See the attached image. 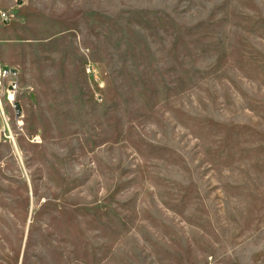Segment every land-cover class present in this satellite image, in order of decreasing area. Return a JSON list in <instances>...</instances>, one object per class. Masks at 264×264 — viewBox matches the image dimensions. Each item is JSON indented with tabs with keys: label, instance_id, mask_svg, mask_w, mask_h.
<instances>
[{
	"label": "rangeland",
	"instance_id": "obj_1",
	"mask_svg": "<svg viewBox=\"0 0 264 264\" xmlns=\"http://www.w3.org/2000/svg\"><path fill=\"white\" fill-rule=\"evenodd\" d=\"M0 65V264H264V0H0Z\"/></svg>",
	"mask_w": 264,
	"mask_h": 264
},
{
	"label": "built area",
	"instance_id": "obj_2",
	"mask_svg": "<svg viewBox=\"0 0 264 264\" xmlns=\"http://www.w3.org/2000/svg\"><path fill=\"white\" fill-rule=\"evenodd\" d=\"M3 18L5 21H8L9 19L7 15H4ZM2 81H8V85L5 89V95L7 96L8 101L14 105V108L19 111L18 105H15L17 93L19 91L17 73L9 67L0 65V83Z\"/></svg>",
	"mask_w": 264,
	"mask_h": 264
}]
</instances>
